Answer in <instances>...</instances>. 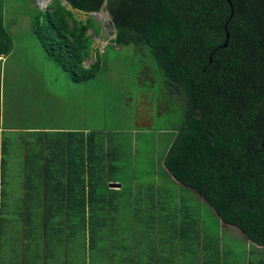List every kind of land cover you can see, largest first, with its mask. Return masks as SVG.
<instances>
[{"label": "trees", "instance_id": "trees-1", "mask_svg": "<svg viewBox=\"0 0 264 264\" xmlns=\"http://www.w3.org/2000/svg\"><path fill=\"white\" fill-rule=\"evenodd\" d=\"M49 1L32 18L31 30L47 57L72 81L87 82L100 72L98 59L87 68L83 64L89 57L88 32H99L90 14L105 4L115 27L109 44L133 47L134 54L150 60L153 79L163 91L159 96L167 91L178 100L172 105L174 120L167 121L174 137L162 166L166 178L190 191L189 200L179 201V216L194 217L190 209L195 200L264 247V0H230L233 17L226 25V48H221L230 15L225 0ZM72 10L86 19L78 20ZM3 11L0 3V56H7L12 42ZM118 148L111 138L75 132L40 152L37 159L44 157V162L32 173L46 174L43 221L73 210L77 222L88 214L87 225L94 232L99 209L90 207L105 197L106 182L116 175ZM163 193L169 194L167 189ZM191 243L197 245V234ZM191 251L196 259L190 256L188 262L198 264V249Z\"/></svg>", "mask_w": 264, "mask_h": 264}, {"label": "rangeland", "instance_id": "rangeland-1", "mask_svg": "<svg viewBox=\"0 0 264 264\" xmlns=\"http://www.w3.org/2000/svg\"><path fill=\"white\" fill-rule=\"evenodd\" d=\"M0 3L4 6V28L12 42L11 51L0 63L2 190L12 188L10 190L15 191L13 196L20 193L22 182L18 181L22 179V174L29 175L37 170L39 162L42 163V159H37L38 154L50 151L49 148H43L42 141L45 137L38 140L40 131L37 130L70 129L95 133L98 140L100 136L111 138L119 146V156L113 162V169L122 184V191L109 192L101 199L104 200L102 204L95 199L90 207L91 210L99 209V213L95 212L93 226L101 234H93V230L88 227V214L85 220L84 217L78 218L77 222L71 216L76 211L69 212V216L59 212L46 221L47 251L50 254L54 252L55 256L49 260L53 264H63V260L68 264H133L134 240L138 236L140 239L135 242L142 245L145 262L155 263L157 255L159 262L165 259L167 264H175L173 260L178 261L177 238L180 232L179 201L189 200L190 191L175 180L166 178L163 173L165 170L162 159L174 137L170 123L167 124L166 112L162 110L147 130L139 128V122L133 114V101L146 86L140 79V56L134 54L131 50L133 47L119 48L105 44L104 40L107 38L101 22L92 17L99 32L96 34L95 29L88 32L91 34V44L89 57L83 66L85 67L86 62L92 63L98 59L101 69L93 80L75 83L47 57L31 30L32 18L39 10L43 11L49 2L36 5L33 0H0ZM72 12L78 20H85L87 17L75 10ZM145 60L152 69L148 77H154V65L150 60ZM157 86L159 85L155 84L152 88V93L156 95ZM147 95L151 97V93ZM153 113L155 115V110ZM54 136L49 134L46 138L50 140ZM24 141L27 142L26 148ZM25 153L28 154L27 159L23 158ZM156 173L158 180L155 182ZM106 174L112 175L111 172H105L104 175ZM10 178L12 182L9 181ZM105 180L108 181V178L104 177ZM109 180L112 181L113 177H109ZM157 185L159 188H156ZM155 189L160 192V197ZM164 189L169 194H164ZM156 196L157 206L154 202ZM161 201H166L167 206H170L168 211L159 208L163 207ZM194 202L196 206L190 209L194 221L198 216L199 220L203 218L210 223L211 220H217L208 207L195 200ZM18 203L19 200L15 201V204ZM9 206L4 203L2 208ZM10 212L6 214L4 209L0 212V264H21V247L26 242L20 228L24 218L20 212ZM168 212L166 218L165 213ZM43 218L42 213L36 212L31 214L29 220L38 226ZM142 223H146V226L150 223L151 229L139 228ZM71 224L75 226L72 225L71 228ZM209 227L215 236L222 232L217 223L216 226L209 224ZM92 234L102 237L95 245L89 243ZM143 235L147 238L142 237ZM36 243L42 245L43 238L38 236ZM65 244L68 245L67 249ZM243 249L239 244L235 250L238 262L240 259L243 262ZM260 254L264 256V251ZM26 259L25 255V261Z\"/></svg>", "mask_w": 264, "mask_h": 264}, {"label": "crops", "instance_id": "crops-1", "mask_svg": "<svg viewBox=\"0 0 264 264\" xmlns=\"http://www.w3.org/2000/svg\"><path fill=\"white\" fill-rule=\"evenodd\" d=\"M36 5H40L41 3L50 2L49 0H33ZM102 39V38H101ZM100 40V39H99ZM107 44L108 41L104 40ZM5 56H0V63L3 62L5 59ZM87 66L89 62L85 63ZM8 131L13 132L14 129H8ZM40 131V132H38ZM42 131V132H41ZM39 137L38 140L41 139V137H45L42 141V145L44 149H54L61 141L62 139L68 136V134L78 132L76 130H46L41 129L37 130ZM49 134L55 135L54 138L47 140V136ZM65 135V136H64ZM24 147H27V142L24 141ZM26 157V153L24 154V157ZM44 157L42 158V163L44 162ZM25 160V159H24ZM70 176V175H69ZM67 176V177H69ZM46 174L45 173H30L29 175L22 174V179H20L18 182L21 183L22 190L20 193L16 194L15 191L10 190L12 188H9L7 190H2V182H1V174H0V212L2 209H4V212L6 214H10L12 212H20L23 215V222L21 223V235L23 236L24 240L26 242L22 244L21 250H22V262L21 264H53V262L49 259H54V252L53 254L48 253L47 251V241H46V222L42 221L41 224L36 226V224L30 222V216L31 214H34L36 212L39 213H45L47 210V204H46V192L44 190V180H45ZM167 177V176H166ZM158 180V174H155V182ZM9 181L12 182V179L10 178ZM43 181L44 183H42ZM67 182V180H65ZM70 182V181H68ZM156 188H159L158 185ZM105 195H108L109 192L113 193H120L122 191V184L118 180L117 175H113V180L110 182H106L105 185ZM166 192V189H164ZM155 192L157 196H161L160 192H158L155 189ZM169 192V191H168ZM171 193V192H170ZM13 196V197H12ZM157 196L155 199V205H158ZM38 198L39 200H36ZM18 204H15V201H18ZM6 203L8 208H2L3 204ZM99 203H103L100 202ZM160 203L163 204V207H159L162 211L169 209L170 206H167L166 201H161ZM16 205V207H15ZM37 210V211H36ZM179 210V208H178ZM210 212V210H209ZM211 213V212H210ZM166 214V218H168V213ZM191 216V215H190ZM180 217V224L178 225V229L180 230L177 238V256L178 261L173 260L175 264H192L191 262H188L190 256H193L190 254L194 249H198L199 257H198V264H264V256L261 253V251H264V247L257 246L248 239H246L241 233L239 234L237 229L231 226L224 225L221 221L217 220H211L210 222L205 221L203 218L198 220V223L195 221L193 222V219H186L184 220V215L178 216ZM212 219V218H211ZM29 226H27V224ZM214 226H218L219 231H222L219 236H215L214 232L211 231L209 224ZM150 225V223H149ZM146 226V223H142L141 226H138L139 228L145 229L146 227L150 230L151 228ZM153 225V223H152ZM155 227V225H154ZM29 228V231H26V229ZM72 228V224H71ZM152 231V230H151ZM233 232V235H232ZM100 235L101 233L98 232V228L94 230L93 234ZM92 234V238H89L90 245H95L96 241L101 240L102 237L96 236ZM197 234L198 237V243L197 245H193L191 243L192 237ZM43 238V243L40 245L36 243L37 237ZM144 237V235L142 236ZM147 238V237H144ZM240 238L241 240H239ZM140 239L138 236L134 240V246H133V253H134V259L133 264H148L143 260V248L142 245L139 242H135L136 240ZM241 244L243 246V262L241 259L237 260L238 253H236V248L238 249V245ZM225 245V246H222ZM38 246V248H37ZM253 246V249L251 247ZM68 248V245L65 244V249ZM11 249L13 250V245L11 246ZM140 251V252H139ZM139 252V253H138ZM188 254V255H187ZM25 255L27 256V259L25 261ZM140 255V256H138ZM196 254H194L195 256ZM208 255V257H205ZM212 257H209V256ZM260 255V256H259ZM193 256V257H194ZM201 257H203V261L201 260ZM188 258V259H187ZM195 258V257H194ZM196 259V258H195ZM55 261V260H54ZM153 264H167L165 259L158 260V256L154 258ZM177 261V262H176ZM63 264H68L67 261L63 260L61 262ZM151 263V264H152ZM197 264V263H196Z\"/></svg>", "mask_w": 264, "mask_h": 264}, {"label": "flooded vegetation", "instance_id": "flooded-vegetation-1", "mask_svg": "<svg viewBox=\"0 0 264 264\" xmlns=\"http://www.w3.org/2000/svg\"><path fill=\"white\" fill-rule=\"evenodd\" d=\"M129 48V47H126ZM132 48V47H130ZM133 50V48L131 49ZM143 56H140V59L138 61L141 64V80H146L147 84L142 92H140L137 96V98L133 101L134 105L132 106L133 114L136 115V120L139 122V128L142 129H148L151 127V125L154 123V119L161 114V111H165L167 117H169V121L174 120V109L172 105L176 104L175 102L178 100H175L174 96L169 95V93L166 91L164 92V97L161 98L159 96V93H163L162 89L160 86H157L158 88V93H152V88L154 85H158L154 79L153 75L152 77H148L149 73H152V69L150 66L146 63L145 56L144 59L141 58ZM145 60V61H144ZM143 76V77H142ZM148 93H151V97H148ZM152 98V99H151ZM153 100V101H152ZM132 103V104H133ZM162 108V109H161ZM154 110H155V115H154Z\"/></svg>", "mask_w": 264, "mask_h": 264}, {"label": "water", "instance_id": "water-1", "mask_svg": "<svg viewBox=\"0 0 264 264\" xmlns=\"http://www.w3.org/2000/svg\"><path fill=\"white\" fill-rule=\"evenodd\" d=\"M225 1L229 5L230 15H229V18H228V20L226 21V23L224 25V31H225L226 40H225L224 44L221 46V48H226L227 47V42H228V39H229V35L227 33V30H226V25L231 20V18L233 17V5H232L230 0H225ZM63 4L66 5V2H64ZM90 15L92 17H95L98 20H100L101 26H102V28H103V30L105 32L106 38H107V39H105L106 41L112 40V39L115 38V27H114V24H113V22H112V20H111V18L109 16L107 10H106L105 4H103V6L99 10V12L91 13ZM87 66H85V67H87Z\"/></svg>", "mask_w": 264, "mask_h": 264}]
</instances>
